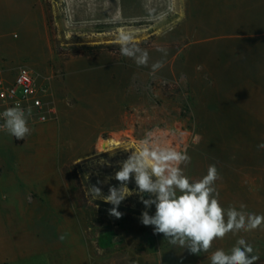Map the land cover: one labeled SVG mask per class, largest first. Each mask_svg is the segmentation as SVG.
Instances as JSON below:
<instances>
[{
    "label": "rangeland",
    "instance_id": "obj_1",
    "mask_svg": "<svg viewBox=\"0 0 264 264\" xmlns=\"http://www.w3.org/2000/svg\"><path fill=\"white\" fill-rule=\"evenodd\" d=\"M40 3L43 10L45 3L50 6L52 32L66 40V55L55 53L50 42L55 66L49 85L58 112L60 107L70 112L76 107L63 90L67 62L98 61L109 76L112 68L113 104L103 106L88 98L90 91L108 88L111 79H88L80 92L89 112L32 126L35 131L28 140L35 146L17 162L15 168L26 172L18 170L12 178L11 196L7 176H0V264H211L214 251L230 252L241 238L260 257L255 264H264V224L230 232L215 239L208 252L195 255L141 223L146 209L138 195L121 202L123 216L117 219L109 215L113 206L103 196L94 198L89 192L93 185L104 195L119 187L115 172L149 138L187 152L191 161L181 167L190 182L215 165L214 187L225 210L264 215V149L258 148L264 143V95H259L264 90L234 80L233 41L187 37L185 0ZM121 34H132L133 43L149 53L147 66L121 55L120 47L90 48L120 45ZM159 54L161 58H154ZM157 61L163 67L153 72ZM125 72L128 82L122 80ZM110 130H119V136L108 134ZM109 138L118 144L97 152ZM127 186L136 191L134 178ZM147 211L154 215L155 206Z\"/></svg>",
    "mask_w": 264,
    "mask_h": 264
},
{
    "label": "crops",
    "instance_id": "obj_2",
    "mask_svg": "<svg viewBox=\"0 0 264 264\" xmlns=\"http://www.w3.org/2000/svg\"><path fill=\"white\" fill-rule=\"evenodd\" d=\"M183 22L186 36L195 41L232 40L236 48L234 80L250 81L251 87L264 90V0H185ZM52 55L45 13L40 0H0V77L11 80L21 67L30 69L41 78L50 77L51 68L55 66ZM154 58H161V55ZM99 65L98 61L86 65L84 62L65 63L66 80L63 90L76 100V107L74 112L60 107L58 119L48 123H59L70 114L80 116L85 112L88 100L85 101L80 92V85L87 83L88 79L94 81L96 78L109 77L111 84L108 88L103 91H90L88 98L91 103L94 99L96 103L103 102V106L113 104V70L110 69L109 76V70H103ZM123 77L126 82L129 81L127 72L122 76V80ZM126 87L128 88V85ZM28 126L30 134L22 141L0 131V176L2 173L7 176L4 182L10 196L12 178L16 177L19 170L15 168L17 162L31 155L29 152L32 151L33 145L35 146L34 142L28 140L35 128ZM100 134L95 136L96 142ZM108 134L118 137L120 131L110 130ZM41 141L43 140L40 139ZM45 151L43 149L40 152ZM20 170L26 172V169Z\"/></svg>",
    "mask_w": 264,
    "mask_h": 264
},
{
    "label": "clouds",
    "instance_id": "obj_3",
    "mask_svg": "<svg viewBox=\"0 0 264 264\" xmlns=\"http://www.w3.org/2000/svg\"><path fill=\"white\" fill-rule=\"evenodd\" d=\"M118 41L121 55L133 58L138 66L148 65L149 53L133 43L132 34H121ZM160 51L166 55L163 49ZM162 67L163 63L157 61L152 65V71ZM30 115V108L26 111L19 105L9 107L0 113L3 120L0 130L22 141L31 131L28 126ZM140 144V150L131 153L115 172L119 187H110L108 195H104L96 185L89 187L94 198L103 196L102 200L113 206L109 215L122 218L123 213L118 211L121 202L130 195H138L146 209L141 213V223L153 226L154 234H163L171 245L186 248L195 255L208 252L215 239H222L230 232L252 231L264 224V215L246 214L236 208L225 210L220 205L214 187L218 179L215 165H210L201 179L190 182L181 167L191 161L186 151L154 143L149 138ZM258 148L264 149V143ZM133 178L137 186L135 192L127 186ZM153 205L155 214L150 215L147 209ZM253 252L252 245L241 238L230 252L223 249L214 251L210 261L211 264H255L260 257Z\"/></svg>",
    "mask_w": 264,
    "mask_h": 264
},
{
    "label": "built area",
    "instance_id": "obj_4",
    "mask_svg": "<svg viewBox=\"0 0 264 264\" xmlns=\"http://www.w3.org/2000/svg\"><path fill=\"white\" fill-rule=\"evenodd\" d=\"M50 78H41L26 67L19 68L11 80L0 77V113L19 105L26 111L31 109L28 125L55 121L58 108L49 85Z\"/></svg>",
    "mask_w": 264,
    "mask_h": 264
},
{
    "label": "trees",
    "instance_id": "obj_5",
    "mask_svg": "<svg viewBox=\"0 0 264 264\" xmlns=\"http://www.w3.org/2000/svg\"><path fill=\"white\" fill-rule=\"evenodd\" d=\"M49 9H50V6L49 4L45 3L44 4V12H45V20H46V24H47V28L51 31V38H50V42H51V45L53 47V51L59 55H66L67 52L63 50L62 46L63 43L66 42V40L64 39V36H60V38H57V36L54 34V32H52V29L53 31L55 30V28H52V18L53 16L51 15V13H49ZM102 47H121L120 45L118 44H110L108 46H102V45H98V46H94V47H90V48H102ZM66 50V49H65Z\"/></svg>",
    "mask_w": 264,
    "mask_h": 264
},
{
    "label": "bare ground",
    "instance_id": "obj_6",
    "mask_svg": "<svg viewBox=\"0 0 264 264\" xmlns=\"http://www.w3.org/2000/svg\"><path fill=\"white\" fill-rule=\"evenodd\" d=\"M117 144H118L117 141H114L111 138H109L102 143L101 147H98L97 152L108 150L111 148L112 145H117Z\"/></svg>",
    "mask_w": 264,
    "mask_h": 264
}]
</instances>
